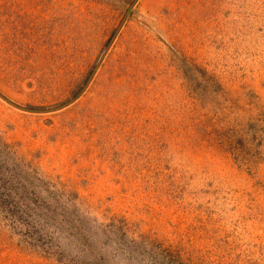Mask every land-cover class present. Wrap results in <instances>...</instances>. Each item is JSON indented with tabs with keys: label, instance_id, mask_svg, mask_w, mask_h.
Returning <instances> with one entry per match:
<instances>
[{
	"label": "rangeland",
	"instance_id": "obj_1",
	"mask_svg": "<svg viewBox=\"0 0 264 264\" xmlns=\"http://www.w3.org/2000/svg\"><path fill=\"white\" fill-rule=\"evenodd\" d=\"M0 264H264V0H0Z\"/></svg>",
	"mask_w": 264,
	"mask_h": 264
}]
</instances>
